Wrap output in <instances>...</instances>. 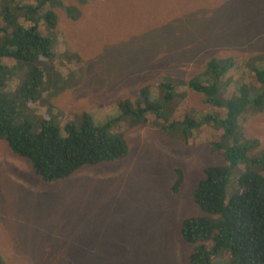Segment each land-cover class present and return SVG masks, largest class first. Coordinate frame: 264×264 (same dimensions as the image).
Segmentation results:
<instances>
[{"label": "rangeland", "instance_id": "1", "mask_svg": "<svg viewBox=\"0 0 264 264\" xmlns=\"http://www.w3.org/2000/svg\"><path fill=\"white\" fill-rule=\"evenodd\" d=\"M61 1L76 15L71 19L53 8L58 39L77 56L70 62L80 75L54 100L58 120L73 109L71 102L94 109L98 120H110L117 117V102L133 101L144 85L160 102L157 75L178 81L161 116L148 114L134 125L111 122V130L127 144L122 159L82 166L57 184L41 182L0 141L2 264H188L191 245L180 240L178 225L197 212L188 190L205 165L221 162L209 146L219 141L220 132L203 124L186 137L176 125H161L174 123L180 114L223 115L186 85L215 58L230 66L220 79L227 82L220 98L232 95L231 84L249 85V102L238 124L242 138L264 145V107L256 110L250 104L258 93L254 69L264 68V0ZM54 58L64 71V60ZM175 166L182 169L183 184L168 194Z\"/></svg>", "mask_w": 264, "mask_h": 264}, {"label": "trees", "instance_id": "2", "mask_svg": "<svg viewBox=\"0 0 264 264\" xmlns=\"http://www.w3.org/2000/svg\"><path fill=\"white\" fill-rule=\"evenodd\" d=\"M54 7L71 19L76 15L61 0H0V141L48 184L68 180L83 165L122 159L127 145L120 132L111 130V122L126 120L134 125L144 122L148 114L159 117L170 99L169 83L160 74L154 80L157 94L163 88L160 102L155 101L152 87L144 85L133 101L117 102L116 118L98 120L79 102H71L73 109L63 111L58 120L54 98L76 84L80 68L70 62L72 57L77 59L75 53L61 47ZM54 56L64 60V71L56 66L60 62ZM229 70L226 61L210 58L188 85L223 115L207 113L191 119L180 114L174 123L161 125L173 129L178 124L184 132L211 124L220 132V142L211 145L222 162L206 166L204 175L188 190L189 203L197 212L181 218L178 225L180 240L191 245L188 264H264V145L259 139L233 133L249 102V85H231L232 95L220 98V87L227 85L220 79ZM253 74L258 93L250 104L260 109L264 107V68H255ZM182 182V169L173 167L167 193L177 192Z\"/></svg>", "mask_w": 264, "mask_h": 264}, {"label": "clouds", "instance_id": "3", "mask_svg": "<svg viewBox=\"0 0 264 264\" xmlns=\"http://www.w3.org/2000/svg\"><path fill=\"white\" fill-rule=\"evenodd\" d=\"M261 57V56H260ZM204 71V70H203ZM199 74H201V73H198V74H196V75H199ZM79 75H80V73H79ZM79 75H78V77H79ZM196 75H194V76H196ZM193 77V76H192ZM222 78V77H221ZM224 78V77H223ZM225 79V78H224ZM178 80L177 79H173V78H171L170 76H165L164 77V79H163V82H167V83H169V88H170V90H169V95H170V99L173 97V89H172V83H175V82H177ZM189 79L187 80V82H186V85L188 86L189 85ZM221 83V82H220ZM243 84H246V83H244V82H242ZM221 84H223V83H221ZM239 84V83H238ZM231 85H233V84H231ZM231 85H230V87H228L229 89L231 88ZM248 85V84H247ZM235 86V85H234ZM189 87V86H188ZM221 87H225V86H221ZM220 87V88H221ZM190 88V87H189ZM191 89V88H190ZM220 93V92H219ZM158 94H160L161 95V98H162V95H163V88H162V86L160 87V90L158 91ZM59 95V94H58ZM57 95V96H58ZM57 96H55V98L57 97ZM55 98H54V100H55ZM169 99V100H170ZM168 100V101H169ZM168 101H166V102H168ZM252 107V106H251ZM253 109H256V110H258L257 108H255V107H252ZM84 111H92V112H89L88 114L91 116V117H94V109H91V108H84ZM244 112V111H243ZM242 112V113H243ZM242 113L239 115V117L242 115ZM189 117V116H188ZM238 117V118H239ZM177 118V117H176ZM189 118H191V119H193V117H189ZM176 129L179 131V133L182 135V136H186V137H188L189 135L187 134H184L183 135V133H186V132H189V131H191V130H193V129H191V130H189V131H184V132H182L181 130H180V126L178 125V124H176ZM233 133H238L240 136H241V128H240V126H239V124H238V121H237V124H236V127H235V129H234V131H233ZM242 137V136H241ZM246 139H249V138H246ZM212 142H215L214 140H211V142L209 143V146H210V149H211V151L212 152H215L214 150H213V146L211 145V143ZM217 142H220V139H219V141H217ZM127 145V144H126ZM127 150H128V148H127ZM252 150H254V149H251V153H255V152H253ZM218 154H219V152H217ZM220 155V154H219ZM221 162H222V160H221ZM220 162V163H221ZM220 163H218V164H220ZM98 164V163H97ZM217 164V163H216ZM210 165H214V164H210ZM83 166H85V165H83ZM206 166H208V165H205V168H204V170L206 169ZM82 167V166H81ZM80 168V167H79ZM78 169V168H77ZM76 169V170H77ZM76 170H74V171H76ZM204 170H203V173H202V176L204 175ZM73 171V172H74ZM72 172V173H73ZM262 173V175H263V173H264V170L261 172ZM201 176V177H202ZM201 177H199V178H201ZM263 177H264V175H263Z\"/></svg>", "mask_w": 264, "mask_h": 264}]
</instances>
